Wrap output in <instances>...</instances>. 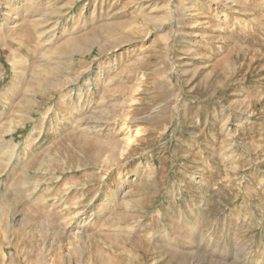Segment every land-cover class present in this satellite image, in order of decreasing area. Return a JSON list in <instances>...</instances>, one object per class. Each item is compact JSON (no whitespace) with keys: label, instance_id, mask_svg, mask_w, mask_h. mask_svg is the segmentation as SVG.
<instances>
[{"label":"rangeland","instance_id":"374dc122","mask_svg":"<svg viewBox=\"0 0 264 264\" xmlns=\"http://www.w3.org/2000/svg\"><path fill=\"white\" fill-rule=\"evenodd\" d=\"M0 264H264V0H0Z\"/></svg>","mask_w":264,"mask_h":264}]
</instances>
